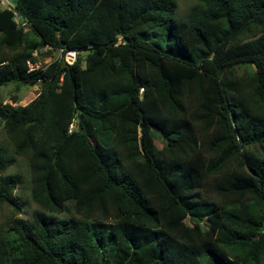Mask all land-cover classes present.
Listing matches in <instances>:
<instances>
[{"label":"trees","instance_id":"obj_1","mask_svg":"<svg viewBox=\"0 0 264 264\" xmlns=\"http://www.w3.org/2000/svg\"><path fill=\"white\" fill-rule=\"evenodd\" d=\"M14 7L28 27L0 8V87L40 88L0 101V264H264V0H197L178 20L176 0ZM45 46L76 59L27 71Z\"/></svg>","mask_w":264,"mask_h":264},{"label":"rangeland","instance_id":"obj_2","mask_svg":"<svg viewBox=\"0 0 264 264\" xmlns=\"http://www.w3.org/2000/svg\"><path fill=\"white\" fill-rule=\"evenodd\" d=\"M197 0H176L177 9L175 13V19H181L186 16L189 8L195 4ZM59 52L52 51L47 54L38 55V59L43 62L45 59L50 58H58ZM40 85L36 84H27L22 85L18 89L14 90V86L12 84L1 86L0 87V101L5 103L9 102L12 105L15 103L11 102L9 97L11 95L19 98L17 104L24 105L37 96L39 92ZM155 145L157 148H160L161 143L157 139L155 140ZM0 146L5 148V151L8 155H13L11 145L9 141L5 138L4 131L0 126ZM5 172L7 173H16L18 172L22 176V181L17 185V188L14 190V195L21 203V212L17 215L22 218L28 219L30 217L31 212L34 209H39L37 203H35L29 193V171L26 161L21 157H17L15 164L9 167ZM71 213V212H70ZM69 211H65L64 213H59V215L70 214ZM15 216V212L13 209L5 204L0 202V240L11 238L13 235L10 230V220Z\"/></svg>","mask_w":264,"mask_h":264},{"label":"built area","instance_id":"obj_3","mask_svg":"<svg viewBox=\"0 0 264 264\" xmlns=\"http://www.w3.org/2000/svg\"><path fill=\"white\" fill-rule=\"evenodd\" d=\"M0 8H4L7 10H10L13 12V19L15 23L17 24L18 27L22 28L23 31L27 30L28 27V22L27 20L20 15V13L15 9L14 4L10 0H0ZM49 47H42L39 50H35L32 52V54L37 57V60L34 62L27 61V71H32L38 68L43 67V65L48 64L52 59L47 58L45 61L41 62L38 59V53L46 52ZM59 52V57H61L62 61L66 64H72L75 59H76V51L73 49H63L60 48L58 50ZM74 129V122H71L68 126V131L70 132L71 130Z\"/></svg>","mask_w":264,"mask_h":264},{"label":"water","instance_id":"obj_4","mask_svg":"<svg viewBox=\"0 0 264 264\" xmlns=\"http://www.w3.org/2000/svg\"><path fill=\"white\" fill-rule=\"evenodd\" d=\"M14 5L17 3V0H10ZM89 52V50H81V51H79V53H81V54H86V53H88Z\"/></svg>","mask_w":264,"mask_h":264}]
</instances>
